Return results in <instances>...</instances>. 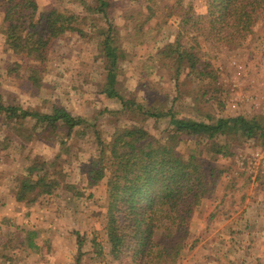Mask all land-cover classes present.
<instances>
[{
	"label": "rangeland",
	"instance_id": "obj_1",
	"mask_svg": "<svg viewBox=\"0 0 264 264\" xmlns=\"http://www.w3.org/2000/svg\"><path fill=\"white\" fill-rule=\"evenodd\" d=\"M36 1L40 11L54 8L81 16L86 36L68 33L52 44L43 85L34 89L23 70L16 77L8 76L9 65H26L27 61L7 48L0 11V102L42 114L61 107L86 120L87 126L70 137L61 128L54 137L40 140L32 132L33 122L8 127L0 115V264H119L109 254L106 234L108 177L90 187L83 165L98 159V143L109 144L119 129L141 127L164 142L171 125L166 117L155 120L125 110L104 94L106 70L99 43L105 22L96 16L99 21L90 26L92 0ZM107 1L108 19L116 25L125 53L117 85L122 96L145 111H171L179 119L209 122L241 115L256 116L264 123V22L255 26L245 49L219 48L196 32L195 24L204 20L205 0ZM182 5L184 9L193 5L195 10L190 26L184 29ZM178 33L181 45L194 47L198 57L210 63L208 75L200 77L184 69L175 81L172 66L156 58ZM30 136L32 141L27 139ZM200 147L202 143L186 137L178 150L188 157ZM232 149L231 157L203 153L208 164L223 174L213 194L196 209L177 264H264L257 250L261 237L243 232L244 224L236 223L241 209L235 208L252 189L250 185L254 200L263 195L264 144L235 143ZM43 161L49 162L59 188L34 204L17 202L20 180L29 167ZM260 209L263 206L254 212ZM210 213H219L218 219L208 221ZM263 226L260 221L251 231Z\"/></svg>",
	"mask_w": 264,
	"mask_h": 264
},
{
	"label": "trees",
	"instance_id": "obj_2",
	"mask_svg": "<svg viewBox=\"0 0 264 264\" xmlns=\"http://www.w3.org/2000/svg\"><path fill=\"white\" fill-rule=\"evenodd\" d=\"M92 2L94 7L89 8L94 16L90 26H96L99 21L96 16L105 22L99 43L106 70L104 94L118 101L125 110L155 120L168 118L172 129L164 142L141 127L119 129L109 144L98 143V159L83 165L90 187L108 177L109 254L119 264H177L196 209L204 198L213 194L223 174L219 168L208 164L203 153L231 157L235 143L261 141L264 144V123L256 116L241 115L209 122L179 119L171 111H145L140 104L122 96L117 85L119 64L125 53L116 35V25L108 19L110 3L107 0ZM192 7L184 9L182 5V12L186 11L182 15V29L190 26L195 14ZM147 8L152 11L149 5ZM0 11L7 48L16 55H24L27 61L26 65H9L8 76L16 77L23 70L34 89L43 85L52 44L68 33L86 36L80 26L81 16L54 8L40 11L36 0H0ZM204 12V20L195 25L196 32L206 42L219 48L245 49L255 35V26L264 22V0H205ZM156 58L172 66L175 81L184 69L203 77L208 75L206 71L210 67V63L198 57L194 47L181 45L180 33L173 43L157 52ZM0 115L8 127L33 122L32 132L40 140L54 137L61 128L70 137L77 129L87 126L86 120L74 117L61 107L42 114L0 102ZM186 137L202 143V147L188 157L178 150ZM27 139L32 141L31 136ZM49 167V162L43 161L28 168L27 176L17 187V202L34 204L59 188L60 183L52 178ZM78 245L81 247L82 242Z\"/></svg>",
	"mask_w": 264,
	"mask_h": 264
},
{
	"label": "crops",
	"instance_id": "obj_3",
	"mask_svg": "<svg viewBox=\"0 0 264 264\" xmlns=\"http://www.w3.org/2000/svg\"><path fill=\"white\" fill-rule=\"evenodd\" d=\"M259 185V184H258ZM252 187V189L249 191H247V193L243 194V197L241 198V200H239V202H235V208L236 209H241L240 213H238L240 216L236 219V223H241L244 224L243 227V232H247L248 235L251 234H257L258 236H260L261 238V242L258 245L257 250L261 251L262 253H260L258 255V257L263 258L264 257V226L260 227L256 232H252L251 229L256 225V223L258 224L260 221L264 223V192H262V197L258 198L257 200L254 196V198L252 197L254 194V186H249V188ZM264 188V185L261 186V189ZM258 201V202H256ZM260 206H263V209H260V213H255L254 210L257 207V209L259 210ZM218 215L219 213H210L209 215V219L208 221H212L213 217H215L216 219H218ZM15 219V214L13 215ZM248 247V251L250 250L249 245H247ZM263 254V255H261ZM245 264H250V261H248V263Z\"/></svg>",
	"mask_w": 264,
	"mask_h": 264
}]
</instances>
